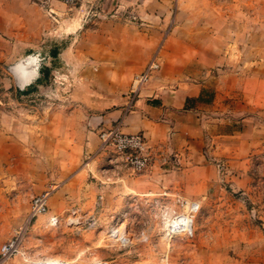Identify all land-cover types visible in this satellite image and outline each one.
<instances>
[{"label": "rangeland", "instance_id": "374dc122", "mask_svg": "<svg viewBox=\"0 0 264 264\" xmlns=\"http://www.w3.org/2000/svg\"><path fill=\"white\" fill-rule=\"evenodd\" d=\"M117 16L125 42L107 44L112 28L98 21ZM152 58L157 71L180 61L188 78L229 75L234 103L251 107L245 129L206 138L201 169L167 181L138 178L107 154L104 176L87 173L101 152L81 122ZM261 104L264 0H0V243L21 235L0 264H264ZM65 184L69 198L56 192ZM45 190L46 212L32 215L31 197Z\"/></svg>", "mask_w": 264, "mask_h": 264}, {"label": "crops", "instance_id": "0c3cea01", "mask_svg": "<svg viewBox=\"0 0 264 264\" xmlns=\"http://www.w3.org/2000/svg\"><path fill=\"white\" fill-rule=\"evenodd\" d=\"M82 7L94 6L86 2L80 5ZM98 22L101 26L112 28V34L102 36L107 44L115 42L119 45L125 42L126 25L118 16ZM108 48V53L122 54L121 50L113 52ZM162 64L160 70L153 73L140 88L130 108L128 91L133 77L131 72L125 74L121 86H112L110 89L112 94H117L116 97L111 95L113 99L110 100L111 97L107 96L110 98L107 102H101L102 109L81 122V127L88 128L94 135L90 139H98L97 150L100 143L98 132L114 123H120L121 130L125 133H142L153 151V158L150 166L140 173L135 172V176L151 180L152 184L156 180H169L173 172H185L188 175L191 166L200 170L199 163L203 164V157L197 158L195 150L202 148L206 138L214 140V136L232 137L243 131L245 119L251 118H243V114L251 108L248 107L246 97L237 104L234 103L238 86L231 81L229 75L198 80L183 75L184 68L178 60L166 58ZM38 79L39 77L36 81ZM42 132H45L44 125ZM104 156V152H97L92 156L85 167L87 173L91 171L93 175L104 176V171L102 173L98 170ZM176 163L179 165L175 166ZM131 181L135 183L136 179L132 178ZM69 188L65 184L56 192L63 198L70 194Z\"/></svg>", "mask_w": 264, "mask_h": 264}, {"label": "built area", "instance_id": "2783aa9c", "mask_svg": "<svg viewBox=\"0 0 264 264\" xmlns=\"http://www.w3.org/2000/svg\"><path fill=\"white\" fill-rule=\"evenodd\" d=\"M64 3H74L76 0H60ZM159 68V63L152 58L143 70L135 73L131 79L128 96V108L138 95L140 88L147 82L153 73ZM100 152L107 154V159L115 158L124 166L134 172L146 170L152 161L153 151L147 145L142 133H125L121 130L120 123H114L110 127L101 129L98 132ZM50 191H43L31 197L30 212L32 215L41 214L47 210V201ZM51 221L57 222V217L52 216ZM120 240L126 241L127 235H118ZM21 247V235L19 233L10 239L0 243V262H3L17 254ZM43 264H70L66 261L44 262Z\"/></svg>", "mask_w": 264, "mask_h": 264}, {"label": "trees", "instance_id": "16d2710c", "mask_svg": "<svg viewBox=\"0 0 264 264\" xmlns=\"http://www.w3.org/2000/svg\"><path fill=\"white\" fill-rule=\"evenodd\" d=\"M53 55H56V54H54L53 53ZM40 80V78L38 79V81ZM33 86V85H32ZM32 86H27V87H25V88H20V89H18V91H19V93H27V92H29L33 87Z\"/></svg>", "mask_w": 264, "mask_h": 264}, {"label": "bare ground", "instance_id": "6f19581e", "mask_svg": "<svg viewBox=\"0 0 264 264\" xmlns=\"http://www.w3.org/2000/svg\"><path fill=\"white\" fill-rule=\"evenodd\" d=\"M31 80V76L30 75H28V79H27V81L26 82H28V81H30Z\"/></svg>", "mask_w": 264, "mask_h": 264}]
</instances>
